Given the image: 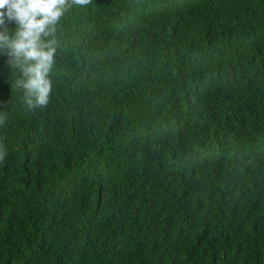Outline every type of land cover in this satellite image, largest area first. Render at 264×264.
<instances>
[{
	"label": "trees",
	"instance_id": "obj_1",
	"mask_svg": "<svg viewBox=\"0 0 264 264\" xmlns=\"http://www.w3.org/2000/svg\"><path fill=\"white\" fill-rule=\"evenodd\" d=\"M56 36L46 107L0 53V264H264V0H91Z\"/></svg>",
	"mask_w": 264,
	"mask_h": 264
},
{
	"label": "clouds",
	"instance_id": "obj_2",
	"mask_svg": "<svg viewBox=\"0 0 264 264\" xmlns=\"http://www.w3.org/2000/svg\"><path fill=\"white\" fill-rule=\"evenodd\" d=\"M89 3L91 0H0V53L8 57L11 69H19L12 87L22 90L29 108L46 107L50 102L58 23L72 5ZM12 22L16 27L10 33L7 24ZM6 119L0 114V125ZM4 155L0 145V160Z\"/></svg>",
	"mask_w": 264,
	"mask_h": 264
}]
</instances>
